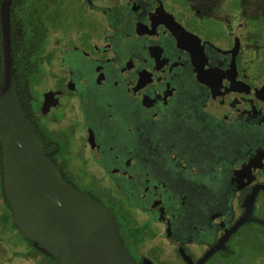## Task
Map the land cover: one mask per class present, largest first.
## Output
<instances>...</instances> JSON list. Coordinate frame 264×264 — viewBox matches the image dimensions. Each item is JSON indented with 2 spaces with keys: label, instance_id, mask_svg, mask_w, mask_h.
I'll return each instance as SVG.
<instances>
[{
  "label": "flooded vegetation",
  "instance_id": "af4514ba",
  "mask_svg": "<svg viewBox=\"0 0 264 264\" xmlns=\"http://www.w3.org/2000/svg\"><path fill=\"white\" fill-rule=\"evenodd\" d=\"M64 1L10 6L14 62L30 30L42 49L19 98L64 178L137 264H264V0ZM1 145L0 264H58L15 224Z\"/></svg>",
  "mask_w": 264,
  "mask_h": 264
},
{
  "label": "water",
  "instance_id": "95a60500",
  "mask_svg": "<svg viewBox=\"0 0 264 264\" xmlns=\"http://www.w3.org/2000/svg\"><path fill=\"white\" fill-rule=\"evenodd\" d=\"M11 0L1 9L0 141L15 224L58 264H137L120 236L117 216L79 191L49 158L19 98L12 52Z\"/></svg>",
  "mask_w": 264,
  "mask_h": 264
},
{
  "label": "trees",
  "instance_id": "16d2710c",
  "mask_svg": "<svg viewBox=\"0 0 264 264\" xmlns=\"http://www.w3.org/2000/svg\"><path fill=\"white\" fill-rule=\"evenodd\" d=\"M34 32L29 31L26 33V40L24 45L20 46V42H18V50L16 51L15 58L16 62H14L15 71L17 70V81L20 82L21 75L19 72H26L27 79L30 84L34 83L35 76L34 74L37 72L38 68L40 67L39 61V52L42 50L37 43L38 41L33 40ZM40 44V43H39ZM2 47L0 42V64L2 63ZM1 145V144H0ZM2 147V145H1ZM127 221V220H125ZM125 228L126 225H123Z\"/></svg>",
  "mask_w": 264,
  "mask_h": 264
},
{
  "label": "rangeland",
  "instance_id": "374dc122",
  "mask_svg": "<svg viewBox=\"0 0 264 264\" xmlns=\"http://www.w3.org/2000/svg\"><path fill=\"white\" fill-rule=\"evenodd\" d=\"M64 2L67 3V4H69V1L68 0H65Z\"/></svg>",
  "mask_w": 264,
  "mask_h": 264
}]
</instances>
